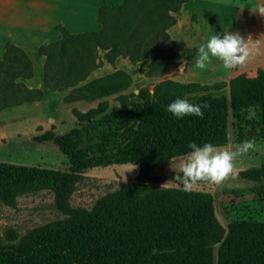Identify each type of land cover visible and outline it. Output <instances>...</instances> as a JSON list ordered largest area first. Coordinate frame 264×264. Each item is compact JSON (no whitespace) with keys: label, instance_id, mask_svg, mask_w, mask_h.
Segmentation results:
<instances>
[{"label":"trees","instance_id":"16d2710c","mask_svg":"<svg viewBox=\"0 0 264 264\" xmlns=\"http://www.w3.org/2000/svg\"><path fill=\"white\" fill-rule=\"evenodd\" d=\"M186 1L103 3L97 12L100 29L71 33L57 25L60 38L38 47L49 90L72 88L75 99L86 100L117 94L129 116L116 119L106 113L108 101L102 100L85 112L72 108L77 125L70 130L37 136L39 141H53L68 157L67 170L0 161V202L14 205L19 196L47 189L64 213L16 243L0 244V264H264V221L237 217L225 227L211 192L158 187L152 176L163 160L191 151L193 141L227 145L231 119L239 128L256 125L264 134V69L212 85L164 79L136 94L124 93L132 76L122 69L88 80L103 60L113 64L118 57L133 64L147 60L148 77L176 69L181 57L167 30ZM31 76L29 56L6 41L0 57V111L42 99L41 89H30L22 81ZM226 86L228 95L207 93ZM177 98L207 102L210 108L203 110L202 118H177L167 111ZM251 110L254 116L249 118ZM237 140L242 142L241 128ZM114 163L139 165L136 179L98 198L89 209L72 207L69 199L84 171ZM239 175L259 180L264 164Z\"/></svg>","mask_w":264,"mask_h":264},{"label":"rangeland","instance_id":"374dc122","mask_svg":"<svg viewBox=\"0 0 264 264\" xmlns=\"http://www.w3.org/2000/svg\"><path fill=\"white\" fill-rule=\"evenodd\" d=\"M72 1L73 7L76 9H74L73 16L66 20V24L76 32L95 30L97 20L92 17V10L98 0ZM227 1L228 3L232 2ZM244 1L248 2V0ZM48 2L54 4L53 0ZM81 7L84 11L78 15L77 11ZM18 11H21L22 22H26L28 15L26 14V19H24V6H19L16 16ZM4 44L0 46V56L3 54ZM27 49L25 51L33 61V72L36 79L42 68V56L35 51L33 44ZM142 62H137L132 69L133 81L129 90H125L126 94L137 93L139 88L144 86L152 89L155 84L164 79L182 83L197 82L203 85H212L222 81L208 80L197 75H191L185 68L183 71H179L182 64H179L176 69L168 74L146 77L144 70L148 61ZM228 89V86L221 90L212 88L207 93L228 95ZM66 100L78 99L70 94ZM92 100H84L85 102L80 105L81 108L87 111L92 108L91 106L94 107L97 103ZM57 101L58 97L56 96L49 99L50 105H56ZM34 102H24L0 111V161L67 170L69 168L68 157L61 152L53 141H39L37 136L47 130H52L58 134L64 133L77 125L76 118L69 106H65V108L62 106L54 113L42 115L35 107ZM108 102L106 113L114 115L116 119L128 118L129 109L121 107L116 98L110 97ZM253 116L254 112L249 111L248 117ZM240 128L242 142L255 139L256 149L238 157L237 167L242 170L261 167L264 164V134L260 133V129L256 125H242ZM240 128L231 119L229 122V142L220 147L230 148L235 144L242 143L237 140ZM170 160L171 158L163 160L152 172L155 179L154 184L158 187H182V185L174 182L175 173L170 169ZM138 172L139 165L135 163H114L87 169L84 171V177L76 184L69 203L75 208L89 209L98 198L114 192L123 184L134 181ZM195 190H205L213 194L216 215L225 227L237 217L264 221V177L254 181L239 175L236 179L230 178L221 185L201 182L196 185ZM63 217L64 213L57 207L54 193L47 189L19 196L14 205L0 202V244L16 243L21 236L31 229Z\"/></svg>","mask_w":264,"mask_h":264},{"label":"crops","instance_id":"0c3cea01","mask_svg":"<svg viewBox=\"0 0 264 264\" xmlns=\"http://www.w3.org/2000/svg\"><path fill=\"white\" fill-rule=\"evenodd\" d=\"M48 1L51 0H0V46L6 41H9L24 51H27L28 46L33 44L35 51L38 53V47L40 45L56 41L60 38V33L56 29L57 25L64 26L71 33H79L73 31L66 24V20L73 16L74 9H76V7H73V1L53 0L54 4ZM229 1L232 2L228 3L227 0H188L174 14L176 23L169 27L167 32L172 48L181 57L180 64L191 75H197L208 80H222L228 83L236 75L245 74L247 76H255L258 69H264V16L252 12V5L264 4V0H248V2L244 0ZM122 2L123 0H98L92 10V17L97 20L98 8L103 3L115 6L120 5ZM22 5L25 8L24 19H26V14L28 15L24 23L22 22V16H20L21 11H18V15L16 16L19 6ZM242 6H245L243 10ZM83 11V7L79 8L77 11L79 13L78 15H81ZM58 19L59 21H57ZM100 27L101 25L97 20L95 30L100 29ZM224 31L238 32L245 38L251 49L249 59L235 69H225L222 61L213 58L212 63L208 65L207 69H197L195 67V58L197 56L198 46L206 43L211 36L217 33L223 34ZM44 60L45 58L42 56V68L36 79L33 72L34 64L31 60L32 76L22 80L28 88L42 90V99L34 102L40 114L54 113L62 106L64 108L65 106H69L71 110L72 108H77L85 112L80 105L86 99L66 100L67 96L72 94V88L49 90L45 86L43 77ZM143 61L145 62L147 60ZM140 62L143 63L142 61ZM135 64L131 63L126 57H118L113 64L103 60L102 64L88 76V80L113 72L116 69L125 70L132 76V69L135 67ZM124 93L126 94L125 91ZM52 96L58 97L56 105H50L49 103V99ZM116 96L117 94L105 98L93 99L92 101L96 103L102 100L108 101L110 97L116 98Z\"/></svg>","mask_w":264,"mask_h":264},{"label":"clouds","instance_id":"9594fccd","mask_svg":"<svg viewBox=\"0 0 264 264\" xmlns=\"http://www.w3.org/2000/svg\"><path fill=\"white\" fill-rule=\"evenodd\" d=\"M245 6H242V10ZM252 12L264 16V4L252 5ZM249 44L240 33L226 32L211 36L206 43L197 48L195 67L200 70L207 69L213 58L223 62L225 69H235L243 65L250 57ZM179 71H183V66ZM210 108L205 102L193 104L187 98H177L167 105V111L177 118L184 116H204V109ZM191 151L181 157L172 156L170 169L175 173L174 182L182 185L181 190L192 192L198 183L221 185L225 181L236 179L242 169L237 167L238 157L256 149V141L245 140L233 146L221 148L212 143L197 145L195 141L188 146ZM152 254L158 250L153 248Z\"/></svg>","mask_w":264,"mask_h":264}]
</instances>
